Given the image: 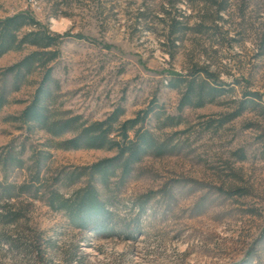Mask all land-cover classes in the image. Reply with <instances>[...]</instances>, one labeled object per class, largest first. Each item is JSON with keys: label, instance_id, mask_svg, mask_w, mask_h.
<instances>
[{"label": "rangeland", "instance_id": "obj_1", "mask_svg": "<svg viewBox=\"0 0 264 264\" xmlns=\"http://www.w3.org/2000/svg\"><path fill=\"white\" fill-rule=\"evenodd\" d=\"M167 2L0 0V18L31 12L64 35L50 63L54 116L96 121L123 107L126 120L153 106L182 120L159 129L150 118L156 134L173 142L172 153L144 158L125 182L111 180L104 189L114 212L108 231L72 227L63 212L34 199L35 188L15 199L22 217L11 226L0 222V264H264V0H230L213 24L199 22L215 7L181 1L176 43L162 20ZM35 49L0 58L8 100L0 110V181L33 180L41 168L43 185L71 195L90 178L72 182L68 175L113 152L55 148L61 139L17 119L42 70L18 89L4 71ZM196 64L219 76L222 93L181 110L184 90L173 86L175 76H189ZM20 158L24 169L16 167Z\"/></svg>", "mask_w": 264, "mask_h": 264}, {"label": "trees", "instance_id": "obj_2", "mask_svg": "<svg viewBox=\"0 0 264 264\" xmlns=\"http://www.w3.org/2000/svg\"><path fill=\"white\" fill-rule=\"evenodd\" d=\"M181 1L184 0H168L163 10L165 18L162 20L166 21L171 29L168 38H172L173 43L180 41L179 37L173 36L180 31L178 26L184 23L181 19L184 15L177 7ZM185 1H190L193 5L200 2L215 7L214 16H202L199 22L213 24L224 19L223 13L227 10L230 0ZM208 29L218 36L216 28L215 31L213 28ZM198 31L202 32L201 29ZM63 36L53 33L49 27L42 25L31 12H19L0 18V58L8 52L20 51L27 45L36 47L34 51L8 67L4 71V76L12 74L15 88L18 89V83L23 78L37 69L42 70V78L31 101L17 119L27 125L29 131L36 127L37 130L61 139L53 146L55 148L99 149L111 151L113 155L83 168L78 174L74 172L68 175L72 182L83 175L90 178L85 186L76 189L71 195H66L53 186L43 185L41 168L33 180L18 183L9 182L6 178L0 181V222L6 226L15 225L22 217L16 209L18 202L15 199L35 188L34 199L44 201L55 211L63 212L72 227L80 230L92 228L96 232L108 231L111 229L108 228V224L114 212L109 208L104 189L110 186L111 180L125 182L135 165L144 158L162 157L172 153L173 142L156 134L148 123L150 118L153 116L159 121L157 126L159 129L178 126L182 120L181 117L168 114L163 109L156 110L157 108L153 106L139 111L133 118L126 120H122L126 113L123 107L115 108L103 120L96 121L85 119L82 115H71L69 112L68 115L54 116L49 105L55 82L50 63L57 57V53L52 51V48ZM209 69V65L196 64L189 76L177 73L175 76L177 82L173 86L182 87L184 90L179 106L181 110L186 106H204L208 102H213L214 98L222 93L217 83L219 76L209 72ZM7 103L6 89L0 88V110ZM241 113L242 111L234 115L238 116ZM67 135L71 136L66 137ZM8 159L10 157L6 160L7 166L10 164ZM16 167L24 169V160L20 158ZM15 192H18V195ZM36 251L44 262L47 248L40 244Z\"/></svg>", "mask_w": 264, "mask_h": 264}]
</instances>
